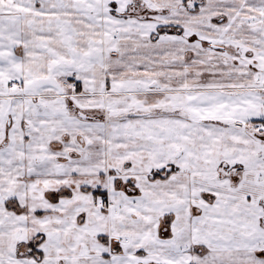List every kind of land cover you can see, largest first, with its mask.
<instances>
[{
  "label": "snow or ice",
  "instance_id": "snow-or-ice-1",
  "mask_svg": "<svg viewBox=\"0 0 264 264\" xmlns=\"http://www.w3.org/2000/svg\"><path fill=\"white\" fill-rule=\"evenodd\" d=\"M0 264H264V0H0Z\"/></svg>",
  "mask_w": 264,
  "mask_h": 264
}]
</instances>
